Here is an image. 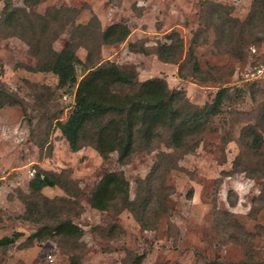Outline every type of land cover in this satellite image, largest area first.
Instances as JSON below:
<instances>
[{"label":"rangeland","instance_id":"rangeland-1","mask_svg":"<svg viewBox=\"0 0 264 264\" xmlns=\"http://www.w3.org/2000/svg\"><path fill=\"white\" fill-rule=\"evenodd\" d=\"M253 1L0 0V239L15 237L0 245V264H261L264 235H242L264 227V198L254 203L264 179L234 166L243 127L264 116V26L250 32L241 25ZM117 22L129 26L127 38L104 43L100 28ZM71 43L85 63L77 65L79 80L111 60L139 81L165 79L196 106L212 104L222 88L230 98L190 152L167 147L166 135L157 148L138 146L125 163L117 152L103 158L88 139L72 151L58 126L73 109L76 87H59L56 73L39 70ZM171 43L173 60H161L157 49ZM192 50L206 80L191 63ZM262 150L246 151L241 162L263 166ZM162 151L173 155L149 188L143 180ZM40 169L58 184L33 192L29 182ZM110 172L124 173L137 212L92 206V191ZM65 220L82 233L34 236Z\"/></svg>","mask_w":264,"mask_h":264},{"label":"trees","instance_id":"trees-1","mask_svg":"<svg viewBox=\"0 0 264 264\" xmlns=\"http://www.w3.org/2000/svg\"><path fill=\"white\" fill-rule=\"evenodd\" d=\"M25 1L39 3L41 0ZM241 25L247 26V31L250 32L259 31L264 26V0L253 1L247 19ZM99 32V37L104 43L115 44L127 38L130 28L124 22H117L103 30L100 28ZM258 34L256 38L263 39L262 35L258 37ZM130 46L133 48L135 45L131 43ZM75 48L74 43H71L55 51L53 57L39 69L56 73L59 87H76L73 109L67 120L60 122L58 126L72 151H78L84 140L88 139L103 158L117 152L118 161L125 163L136 152L138 146L148 150L157 148L155 143H159L163 135H166L167 139L164 142L167 147L173 151L190 152L194 150L199 136L206 131L211 119L220 112L223 102L230 98L229 91L222 88L212 104L196 106L190 103L184 90L171 89L165 79L153 77L139 81L134 70L111 60L93 64L88 68L89 72L79 80L77 65L85 63L78 57ZM173 49H175L173 43L162 44L157 49V54L161 60L170 62L173 60L171 55ZM139 51L145 53L148 50L142 47ZM190 56L195 59L193 50ZM191 63L196 72L200 73L199 78L206 80L196 59ZM261 112L264 115V110ZM260 117L258 121L243 127L239 139L241 151L234 161L237 170L254 179H264V163L259 167L244 160L241 162V159L246 151L263 154L261 150L264 148L262 133L264 116ZM259 120L263 122L262 125ZM171 155L173 154L167 151L160 153L159 160L143 180L149 188L154 183L153 175L162 168L163 161ZM224 173L232 175L227 171ZM57 184L58 181L53 174L44 169H40L29 182L33 192ZM263 198V192L261 196L255 198L256 207ZM149 200L148 197L146 204L150 202ZM91 204L100 210L117 208L121 204L123 208L132 212H137L139 206L138 200H132L129 196V181L123 172L105 174L91 193ZM142 217H139V220L146 226ZM258 228L260 230L256 232L243 228L242 236L254 240L264 235V227ZM47 229L51 234L68 236H78L82 233L79 225L71 220H65L54 229L44 225L34 236L41 238L48 233ZM14 239V236H5L0 239V245L12 243ZM70 264L83 263L79 259H72ZM261 264H264V259Z\"/></svg>","mask_w":264,"mask_h":264},{"label":"built area","instance_id":"built-area-1","mask_svg":"<svg viewBox=\"0 0 264 264\" xmlns=\"http://www.w3.org/2000/svg\"><path fill=\"white\" fill-rule=\"evenodd\" d=\"M261 71H262V69H259V72H261ZM64 97L67 98L68 96L65 95ZM73 101H74V99H73ZM31 174H33V173H31Z\"/></svg>","mask_w":264,"mask_h":264}]
</instances>
